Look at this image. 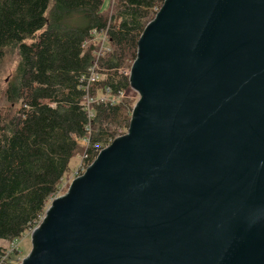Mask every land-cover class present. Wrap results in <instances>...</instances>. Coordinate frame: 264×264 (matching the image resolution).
I'll list each match as a JSON object with an SVG mask.
<instances>
[{"label": "water", "instance_id": "1", "mask_svg": "<svg viewBox=\"0 0 264 264\" xmlns=\"http://www.w3.org/2000/svg\"><path fill=\"white\" fill-rule=\"evenodd\" d=\"M138 45L128 131L22 264H264V0H166Z\"/></svg>", "mask_w": 264, "mask_h": 264}, {"label": "trees", "instance_id": "2", "mask_svg": "<svg viewBox=\"0 0 264 264\" xmlns=\"http://www.w3.org/2000/svg\"><path fill=\"white\" fill-rule=\"evenodd\" d=\"M165 1L114 0L103 11L105 0H0V65L10 49L20 58L0 110V240L38 226L71 161L87 156V169L129 129L130 71ZM102 34L110 49L99 56ZM6 255L0 247V264H13Z\"/></svg>", "mask_w": 264, "mask_h": 264}, {"label": "rangeland", "instance_id": "3", "mask_svg": "<svg viewBox=\"0 0 264 264\" xmlns=\"http://www.w3.org/2000/svg\"><path fill=\"white\" fill-rule=\"evenodd\" d=\"M113 5L114 0H105L103 11L111 10ZM95 37L99 42V56H103L110 49L108 38L106 34L96 35ZM19 61L20 58L18 55V50L10 49L7 51L3 63L0 65V110L2 111H5L6 108L9 107L4 93L9 81L12 79L16 71ZM100 97H102V95ZM120 97H124V94H121ZM139 98L140 96L137 93L136 95L134 94V99L137 100L136 102H138ZM127 131L123 132V134H125ZM83 157V155H80L71 161L70 171L64 177L59 190L53 199L65 195L69 190V187L72 184L73 180H75L85 172L86 166L83 163ZM53 199L49 201L48 206ZM0 247L4 248V250L7 251L8 258L9 255H11V263L22 264L23 260L31 254L33 249L32 230L28 231L26 235H24V237L19 238L17 241L10 242L0 240Z\"/></svg>", "mask_w": 264, "mask_h": 264}, {"label": "built area", "instance_id": "4", "mask_svg": "<svg viewBox=\"0 0 264 264\" xmlns=\"http://www.w3.org/2000/svg\"><path fill=\"white\" fill-rule=\"evenodd\" d=\"M98 76L96 73H92L91 77H90V82H95L96 80H98ZM84 144H87L88 142L86 140L83 141ZM87 156H84L83 158H86ZM7 257V255H6Z\"/></svg>", "mask_w": 264, "mask_h": 264}]
</instances>
